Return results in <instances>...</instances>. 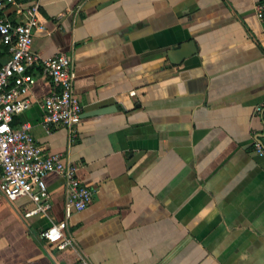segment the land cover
Wrapping results in <instances>:
<instances>
[{"label":"crops","instance_id":"0c3cea01","mask_svg":"<svg viewBox=\"0 0 264 264\" xmlns=\"http://www.w3.org/2000/svg\"><path fill=\"white\" fill-rule=\"evenodd\" d=\"M1 1L13 22L38 4L32 48L70 55L82 104L72 143L45 128L53 82L35 68L13 125L94 194L63 248L42 235L66 219L61 174L45 175V211L0 194V264H264V0Z\"/></svg>","mask_w":264,"mask_h":264},{"label":"built area","instance_id":"2783aa9c","mask_svg":"<svg viewBox=\"0 0 264 264\" xmlns=\"http://www.w3.org/2000/svg\"><path fill=\"white\" fill-rule=\"evenodd\" d=\"M2 4L0 0V8ZM27 12L22 22L0 17V38L10 53L0 67V194L9 200L29 196L36 205L26 214L45 211L49 203L39 201V196L47 191L45 175L51 171L61 174L67 182L66 219L49 225L42 235L63 248L75 244L74 236L66 233L68 216L87 206L94 189L81 181L75 164L64 161L60 153L45 152L35 139L30 122L14 126L13 119L31 104L28 92L34 75L30 69L40 68L53 82V89L42 101L43 126L48 130L59 124L66 126L69 143L75 140L82 104L74 89L75 71L70 55L59 52L45 57L33 50L35 31L41 28L38 4L34 3ZM257 108L264 110V101ZM256 147L264 155V147L259 143ZM87 263L82 257L77 264Z\"/></svg>","mask_w":264,"mask_h":264},{"label":"water","instance_id":"95a60500","mask_svg":"<svg viewBox=\"0 0 264 264\" xmlns=\"http://www.w3.org/2000/svg\"><path fill=\"white\" fill-rule=\"evenodd\" d=\"M181 47H182V46H181ZM180 49H181V48H180ZM180 49H179V50H180ZM178 53H180V54H181V53H182V51H181V52H179V51H178ZM183 53H184V52H183ZM104 110H105V109H102V111H104ZM97 112H100V111H97ZM260 141H261V143H263V144H264V136H263V138H262Z\"/></svg>","mask_w":264,"mask_h":264},{"label":"trees","instance_id":"16d2710c","mask_svg":"<svg viewBox=\"0 0 264 264\" xmlns=\"http://www.w3.org/2000/svg\"><path fill=\"white\" fill-rule=\"evenodd\" d=\"M30 71H32V69H30Z\"/></svg>","mask_w":264,"mask_h":264}]
</instances>
